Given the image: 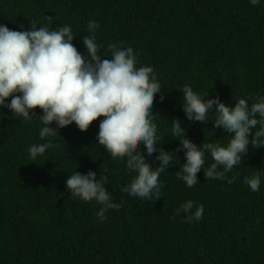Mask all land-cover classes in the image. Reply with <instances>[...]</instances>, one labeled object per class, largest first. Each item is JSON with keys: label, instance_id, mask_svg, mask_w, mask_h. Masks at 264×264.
<instances>
[{"label": "trees", "instance_id": "trees-1", "mask_svg": "<svg viewBox=\"0 0 264 264\" xmlns=\"http://www.w3.org/2000/svg\"><path fill=\"white\" fill-rule=\"evenodd\" d=\"M89 21L99 24L102 59L111 58L110 45L130 46L140 64L153 65L162 86L152 119L160 147L174 157L160 173V199L144 201L123 190L136 174L126 157L112 158L98 144L103 117L86 132L73 123L41 140L42 110L25 120L2 108L0 264H264V147L250 146L226 179H205L202 169L189 188L177 177L185 150H176L184 137L172 135L176 119L198 146H226L233 135L213 128L212 121L186 119L185 85L227 106L240 98L251 105L264 96V0L255 6L249 0H0V24L11 30L70 25L73 44L85 56ZM48 139L55 147L30 159V146ZM141 150L156 168L157 153L147 156L143 145ZM213 162L206 152L205 167ZM89 170L119 202L103 221L101 205L67 191L70 175ZM257 174L260 190L253 192L244 180ZM189 200L203 204L201 220L189 223L183 211L177 214Z\"/></svg>", "mask_w": 264, "mask_h": 264}, {"label": "clouds", "instance_id": "clouds-1", "mask_svg": "<svg viewBox=\"0 0 264 264\" xmlns=\"http://www.w3.org/2000/svg\"><path fill=\"white\" fill-rule=\"evenodd\" d=\"M249 2L254 6L261 4V0ZM98 27L97 22L89 21L91 35L82 37L85 56L73 44L70 25L57 30H52L50 24L30 30H23L21 25V30H11L0 24V109L7 108L25 120L37 118L35 109L42 110L37 118L43 125L39 131L41 140L55 137L58 129L73 123L86 132L93 121L103 117L98 124V144L112 158L126 157L128 168L136 174L129 184L122 185L123 190L144 201L159 200L160 173L172 164L174 157L160 147L162 137L158 136L152 119L154 100L162 86L153 65L140 64L130 46L110 45L111 58L102 59V46L95 37ZM182 95V110L188 121H212L213 128L233 134L226 146L219 143L198 146L186 138L181 121L173 120L172 135L184 137L178 140L176 151L185 150V162L177 177L187 187L198 182L197 173L202 169L205 179H226V173L242 162L250 146L264 147V96L251 105L240 98L234 106H227L218 97L204 99L207 95L196 93L187 85ZM141 145L147 156L157 153L156 160L160 163L156 168L147 162L142 150L137 151ZM54 147L51 139L33 144L28 149L30 159L35 161ZM206 152L214 161L208 167H205ZM221 166L222 171L218 170ZM244 183L258 192L261 178L258 174L246 177ZM66 186L71 197L101 205L97 213L101 221L106 219L108 210L119 207V202H114L106 190L105 180H98L92 170L86 175L75 171L67 178ZM180 211L186 214V222L191 223L202 219L204 206L189 200L177 209L178 215Z\"/></svg>", "mask_w": 264, "mask_h": 264}]
</instances>
